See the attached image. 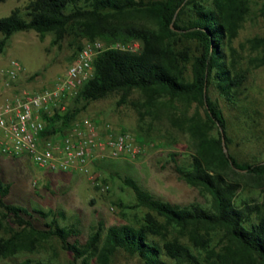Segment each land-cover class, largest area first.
<instances>
[{
  "label": "trees",
  "instance_id": "16d2710c",
  "mask_svg": "<svg viewBox=\"0 0 264 264\" xmlns=\"http://www.w3.org/2000/svg\"><path fill=\"white\" fill-rule=\"evenodd\" d=\"M261 11L264 16V0ZM248 13L249 0H32L23 17L19 9H14L1 18L0 53L12 35L24 31H34L40 39L52 34L53 45L68 36L75 37L78 43L71 61L81 49V41L99 40L105 45L121 46L140 43L138 52L108 48L97 55L91 77L78 89L71 106L63 113L44 116L41 136L65 132L90 102L112 93L120 94L124 101L132 91H138L142 118L157 119L163 110L173 111L176 102L187 107L194 104L189 117L182 111L181 115L168 113L170 124L187 133L192 149L189 167L176 170L187 184L202 189L210 199L207 207L177 206L124 178L135 194L136 206L148 212L138 226L108 227L97 250L99 223L80 244L76 227H59L52 211L7 203L10 186L0 182V232L6 220L20 229H8L6 237H0V257L21 251L32 253L42 242L57 238L72 254L71 264L77 260L89 264L94 255L97 264H110L117 250L138 257L144 264H165L163 253L175 264H196L189 247L177 238L165 240L161 246L153 240L174 228L204 254L205 264H264V211L252 199L237 203L240 183L228 179L229 174L238 172L264 178V162L239 163L225 152L224 144L229 142L225 120L216 101L209 97L211 85L231 98L242 84L243 77L228 68L226 48H230ZM178 38L196 41L199 54L192 55L187 48L175 49ZM250 42L260 48L259 63L264 65V35ZM187 65L191 68L190 79L185 75ZM33 214L51 219L42 228L36 227ZM213 232L221 233L219 250L210 247ZM71 237H75L72 243Z\"/></svg>",
  "mask_w": 264,
  "mask_h": 264
},
{
  "label": "rangeland",
  "instance_id": "374dc122",
  "mask_svg": "<svg viewBox=\"0 0 264 264\" xmlns=\"http://www.w3.org/2000/svg\"><path fill=\"white\" fill-rule=\"evenodd\" d=\"M32 0H5L0 2V19L12 10L19 9L24 16L26 5ZM263 0H249V13L238 30L237 36L226 48V62L232 73L243 77L231 98L224 97L214 85L210 86L209 97L216 101L222 111L226 135L225 152L239 163L255 164L264 162V65L259 63L261 50L250 41L264 35V16L261 11ZM0 34V39H1ZM53 35L40 39L34 31L17 32L9 39L0 53V67L15 58L22 65L19 84L31 92H38L52 84L71 62L78 43L72 36L66 37L59 45L52 44ZM85 41H81L83 44ZM135 52L140 51L138 42L129 43ZM175 49H189L198 55L200 47L194 40L178 38ZM190 65L186 77L190 79ZM120 94L112 93L104 99L90 102L76 119H91L100 126H109L114 131L129 134L142 147V154L135 160L98 159L90 175L80 172L50 173L38 168L27 157H0V182L8 184L9 194L5 201L28 210L52 211L59 227L74 226L78 230L76 239L83 244L97 223L101 226L98 250L108 227L138 226L147 209L136 206L133 190L124 178L135 181L143 190L154 197L177 206L199 204L207 207L209 195L200 188L187 184L176 168L187 169L191 162L192 149L189 137L170 124L168 113L163 110L157 119L141 117L138 103L142 98L138 91H132L126 100ZM72 101L68 104L71 106ZM172 113L187 117L194 112L195 105L187 107L181 102L174 103ZM203 115L202 109H200ZM229 180L238 181L240 188L235 201L255 200L264 211V178H257L246 172L229 174ZM2 213V210H0ZM36 227L48 222L33 214ZM163 221L162 218H158ZM0 237H6L7 230H20L8 220L4 221ZM210 247L221 248V233L213 232ZM177 238L189 247L197 258L196 264H205L204 254L188 241L178 229L169 228L162 237L153 238L160 246L165 240ZM75 237H71L72 243ZM165 264H175L161 255ZM25 260L50 264H71L73 256L62 248L57 238L41 243L32 252L21 251L8 257H0V264H23ZM89 264H97L96 256L89 258ZM74 264H81L80 260ZM110 264H144L136 256L117 250Z\"/></svg>",
  "mask_w": 264,
  "mask_h": 264
},
{
  "label": "built area",
  "instance_id": "2783aa9c",
  "mask_svg": "<svg viewBox=\"0 0 264 264\" xmlns=\"http://www.w3.org/2000/svg\"><path fill=\"white\" fill-rule=\"evenodd\" d=\"M108 48L135 52L129 44L85 41L66 70L38 92L19 84L23 72L19 60L12 58L0 67V157H27L50 173L90 175L98 159L131 161L142 154V147L129 134L87 118L75 119L63 133L41 136L44 116L66 111L91 77L95 57Z\"/></svg>",
  "mask_w": 264,
  "mask_h": 264
}]
</instances>
